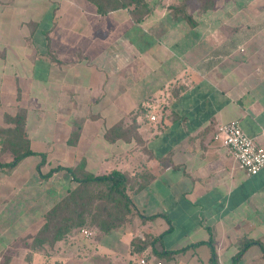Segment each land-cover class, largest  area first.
I'll return each instance as SVG.
<instances>
[{
	"label": "crops",
	"instance_id": "1",
	"mask_svg": "<svg viewBox=\"0 0 264 264\" xmlns=\"http://www.w3.org/2000/svg\"><path fill=\"white\" fill-rule=\"evenodd\" d=\"M144 1L134 15L0 0V162L25 141L35 153L0 167V258H26L76 185L65 169L41 176L55 164L122 172L133 210L30 247L32 264H211L212 250L216 264H264V167L246 173L214 139L236 119L264 147V0Z\"/></svg>",
	"mask_w": 264,
	"mask_h": 264
},
{
	"label": "trees",
	"instance_id": "2",
	"mask_svg": "<svg viewBox=\"0 0 264 264\" xmlns=\"http://www.w3.org/2000/svg\"><path fill=\"white\" fill-rule=\"evenodd\" d=\"M95 6L99 13H106L108 11L126 8L134 15L141 13L146 9L144 0H89ZM135 17V16H134ZM117 129L112 128L105 131L107 139L113 138V134H117ZM14 152V158L9 162H0V167L9 169L13 167L17 161L26 155L35 154L27 147L26 141L23 147H10ZM42 159H44V155ZM65 169L68 171L76 185L68 190L64 196L54 204L44 214V223L36 234L32 237L31 249H37L41 246L52 247L56 241L64 239L72 230H78L85 225L84 215L92 206L95 196L106 199L108 205H100V212L95 214L92 218L94 229L105 233L108 230L115 228L122 224L133 210L131 199L126 193L127 179L125 175L118 170H111L107 173L93 174L78 167L75 171L71 167H64L56 165L42 177H49L54 171ZM104 185V190L99 185ZM107 186V188H106ZM99 216V218H98ZM252 240H246L241 244L238 251V256L242 251L248 247ZM37 244L38 247H34ZM34 245V246H33ZM264 251V247L262 246ZM27 264H32L30 261V253L26 252ZM167 253V252H165ZM161 255V253H158ZM211 264H216L215 253L212 250L210 257Z\"/></svg>",
	"mask_w": 264,
	"mask_h": 264
},
{
	"label": "built area",
	"instance_id": "3",
	"mask_svg": "<svg viewBox=\"0 0 264 264\" xmlns=\"http://www.w3.org/2000/svg\"><path fill=\"white\" fill-rule=\"evenodd\" d=\"M153 119L154 116L150 115ZM214 139L228 147L238 162V166L248 174H255L264 167V147L256 144L240 127L238 120L218 124ZM87 235L90 232H85ZM141 264L146 263V256L141 257ZM155 264H164L163 260L157 259Z\"/></svg>",
	"mask_w": 264,
	"mask_h": 264
},
{
	"label": "rangeland",
	"instance_id": "4",
	"mask_svg": "<svg viewBox=\"0 0 264 264\" xmlns=\"http://www.w3.org/2000/svg\"><path fill=\"white\" fill-rule=\"evenodd\" d=\"M40 158L41 157H32L29 161H26L27 163H25V164H28V166L29 167H31L32 165V161H34V160H36V159H38V160H40ZM41 161V160H40ZM47 167V169L50 167V168H52V167H54L55 166V164H51V165H49V164H45ZM44 168V167H43ZM46 169V170H47ZM44 170V169H43ZM99 187L100 188H102L103 190H104V185L103 184H101V185H99ZM19 204H23V203H27L28 201L26 200V198H25V196H20V197H18V199H15ZM24 200H26V202H24ZM109 204V202L106 200V199H104V198H98L97 196H95V198L93 199V203H92V206L90 207V209H89V211L84 215V219H85V225H87V227L86 226H84V227H86V228H90L93 224H94V221L92 220L93 218V216L95 215V214H97V213H99L100 212V209H99V207H100V205H108ZM98 218H99V216H98ZM31 242H32V240L30 241V243H29V246L31 245ZM15 245H18V246H22L23 245V243L22 242H20V243H15ZM34 245H36V246H34ZM33 246L34 247H38V245L37 244H34ZM16 247V246H15ZM30 248V247H29ZM29 248L27 249V251L26 252H28L29 251ZM13 252V251H12ZM20 252L22 253L23 251L22 250H20ZM25 252V255L27 254ZM14 253V252H13ZM0 264H27V262H26V260H25V258L23 259V258H20V257H17V256H14L13 258H11V259H9V260H7L5 257L3 258V257H1L0 258Z\"/></svg>",
	"mask_w": 264,
	"mask_h": 264
}]
</instances>
